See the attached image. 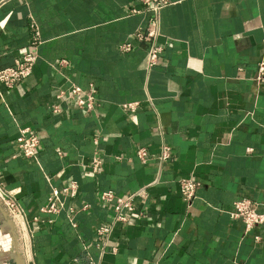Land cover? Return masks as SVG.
I'll use <instances>...</instances> for the list:
<instances>
[{"label": "crops", "instance_id": "crops-1", "mask_svg": "<svg viewBox=\"0 0 264 264\" xmlns=\"http://www.w3.org/2000/svg\"><path fill=\"white\" fill-rule=\"evenodd\" d=\"M154 18L163 51L149 67L151 43L134 35ZM36 39L31 76L0 85V189L21 212L9 222L0 205V264H264V227L232 216L241 198L264 205V0H169L158 15L138 0H0V70ZM72 84L97 88L95 111L58 99ZM25 128L37 159L19 153ZM188 177L201 183L191 205ZM141 190L146 202L114 224L101 194ZM54 196L59 211L41 213Z\"/></svg>", "mask_w": 264, "mask_h": 264}, {"label": "built area", "instance_id": "built-area-1", "mask_svg": "<svg viewBox=\"0 0 264 264\" xmlns=\"http://www.w3.org/2000/svg\"><path fill=\"white\" fill-rule=\"evenodd\" d=\"M143 5L145 10L158 15L161 9L169 4V0H138ZM141 10L132 9V13H140ZM152 26L147 32L142 30L135 33L134 37L139 40L149 41L151 43L150 49L147 55V63L149 67H152L157 63L160 55L163 51V47L158 45L156 42L157 36L159 35V29L156 27V18L152 20ZM35 28V26H34ZM36 29V28H35ZM38 35V32H37ZM27 49L22 51L20 57L15 60L13 66L0 70V85H4L9 89H13L23 83L27 78L33 73L34 67L38 61V47L39 40H34L31 42ZM133 48L130 42H125L121 45L123 51H130ZM256 82L260 85H264V59L258 64L257 74L255 78ZM58 99L61 101H67L72 99L76 102L78 108L83 112H93L98 104V90L94 85H90L88 88H82L76 84H72L68 91H60L58 94ZM125 108L134 111L138 103H128L124 105ZM53 111L56 113L61 112L60 106L53 107ZM19 153L21 156L29 159H37L39 147L41 144V138L39 135L30 128H25L21 130L20 136L17 139ZM138 156L143 163H147L148 154L145 148H140L138 151ZM171 157V148L169 146H164L162 148L161 154L159 156L160 160L163 162L167 161ZM100 165V161L97 157L94 158V168L97 169ZM180 192L184 200L192 204L193 199L196 197L197 190L201 186V183L192 177L181 178L179 181ZM72 196L77 193V185L74 183L70 189ZM147 193L145 190H141L127 197H121L113 191H104L101 194L102 200L113 205L114 219L113 223H127L130 217L137 213L136 199L144 204L147 200ZM0 205H2L5 210L3 214L8 217V221H17L21 212L19 211V206L13 196L7 192L0 189ZM235 210L232 216L235 219H239L245 226L247 233L256 231L259 228L264 227V205L254 201L249 198H241L235 203ZM59 211L58 197H50L48 204L41 209L43 214H56ZM113 231L110 226H102L98 229V235L101 241ZM257 240H260L256 236ZM117 248H113V252L116 253ZM91 264H98L92 262Z\"/></svg>", "mask_w": 264, "mask_h": 264}]
</instances>
